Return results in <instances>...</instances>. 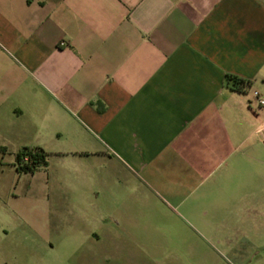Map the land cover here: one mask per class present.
<instances>
[{"label": "crops", "instance_id": "obj_1", "mask_svg": "<svg viewBox=\"0 0 264 264\" xmlns=\"http://www.w3.org/2000/svg\"><path fill=\"white\" fill-rule=\"evenodd\" d=\"M254 92L264 0H0V164L25 148L78 164L87 264L245 262L237 246L264 233Z\"/></svg>", "mask_w": 264, "mask_h": 264}, {"label": "rangeland", "instance_id": "obj_2", "mask_svg": "<svg viewBox=\"0 0 264 264\" xmlns=\"http://www.w3.org/2000/svg\"><path fill=\"white\" fill-rule=\"evenodd\" d=\"M11 161H15V154H5V162ZM14 165L0 164V216L7 225L5 232L0 231L4 255H15L16 262L11 264H87L84 260L93 257L95 251L92 233L85 223L91 210L79 192H69L68 186L69 179L78 178V164H64L49 157L48 166L33 175L21 176ZM254 188L248 186V191ZM256 190H261L263 196L257 206L261 204L264 210V179ZM247 207L251 208L252 202L248 201ZM10 212L20 217L16 225L10 224L11 219L5 215ZM258 223L248 218L245 225L249 230ZM257 241V247L247 240L237 246L236 252L247 257L245 262L234 253L224 255L230 264H264V233ZM198 252L199 256H212L204 246Z\"/></svg>", "mask_w": 264, "mask_h": 264}, {"label": "trees", "instance_id": "obj_3", "mask_svg": "<svg viewBox=\"0 0 264 264\" xmlns=\"http://www.w3.org/2000/svg\"><path fill=\"white\" fill-rule=\"evenodd\" d=\"M227 83L231 89L247 93L251 82L233 75L227 76ZM28 156V160L24 158ZM16 170L19 174H35L40 168L48 166V154L42 149H23L16 156Z\"/></svg>", "mask_w": 264, "mask_h": 264}, {"label": "built area", "instance_id": "obj_4", "mask_svg": "<svg viewBox=\"0 0 264 264\" xmlns=\"http://www.w3.org/2000/svg\"><path fill=\"white\" fill-rule=\"evenodd\" d=\"M64 42H60V46H64ZM254 98L257 100L258 107L262 108L264 107V97H261L258 92H254ZM258 135L264 136V125H262L258 130L256 131ZM25 161L28 160V156L24 158Z\"/></svg>", "mask_w": 264, "mask_h": 264}]
</instances>
